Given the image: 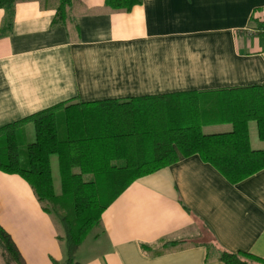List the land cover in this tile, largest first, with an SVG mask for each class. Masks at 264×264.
I'll return each mask as SVG.
<instances>
[{
	"label": "crops",
	"instance_id": "crops-1",
	"mask_svg": "<svg viewBox=\"0 0 264 264\" xmlns=\"http://www.w3.org/2000/svg\"><path fill=\"white\" fill-rule=\"evenodd\" d=\"M59 5L16 2L9 26L0 8V128L59 104L71 105L57 111L60 129L67 115L94 124L106 102H119L142 126L197 121L205 135L242 128L250 149L264 150L257 120L246 117L264 93V33L253 24L264 19V0ZM136 141L153 148L152 139ZM173 149L177 162L133 181L103 212L93 247L75 254L79 264H225L209 256L208 236L264 264V169L231 184L198 155ZM0 226L25 264H64L55 220L22 177L2 171Z\"/></svg>",
	"mask_w": 264,
	"mask_h": 264
},
{
	"label": "trees",
	"instance_id": "trees-1",
	"mask_svg": "<svg viewBox=\"0 0 264 264\" xmlns=\"http://www.w3.org/2000/svg\"><path fill=\"white\" fill-rule=\"evenodd\" d=\"M19 1L30 0H0V8L7 13V26ZM59 2V9H64L70 0ZM137 3L138 0H105L106 6L114 10H130ZM262 25L256 26L257 32L264 33ZM106 103L108 108L102 107L94 124L86 119L77 122L78 119L67 115L60 129L57 111L69 109L71 105L59 104L0 128V171L22 177L43 211L59 221L63 228L59 240L65 246L64 264H79L75 258L78 248L89 234L101 227L103 212L126 187L178 161L173 147L183 156L198 155L231 184L264 169V150H251L242 128L231 133L205 135L197 121L188 126H142L143 122L134 113L123 111L126 104ZM246 117L257 120L264 138L263 92L258 103L247 110ZM143 138L153 140L152 149H146V142L136 141ZM54 156L57 157L58 190L51 168ZM206 247L209 256H216L225 264L257 261L249 254L217 249L213 241ZM0 249L6 264H25L1 226Z\"/></svg>",
	"mask_w": 264,
	"mask_h": 264
},
{
	"label": "rangeland",
	"instance_id": "rangeland-1",
	"mask_svg": "<svg viewBox=\"0 0 264 264\" xmlns=\"http://www.w3.org/2000/svg\"><path fill=\"white\" fill-rule=\"evenodd\" d=\"M259 23H262V29L264 31V19H261V18H255L253 24L255 26H257ZM257 28V27H256ZM259 29V28H258ZM257 29V30H258ZM51 168H52V172H53V178H54V186H55V189L58 190L59 188V182H58V173H57V161H56V158L55 157H52L51 158ZM53 219L55 220L59 230H61L62 232V235H63V228L61 226V224L59 223V221H57L54 217ZM100 232V229H95L91 234H89L87 236V238L83 241L82 243V248H83V251L85 250H90L93 245H90L91 243V239L93 238L94 235L98 234ZM210 237L208 236V241L210 242Z\"/></svg>",
	"mask_w": 264,
	"mask_h": 264
}]
</instances>
